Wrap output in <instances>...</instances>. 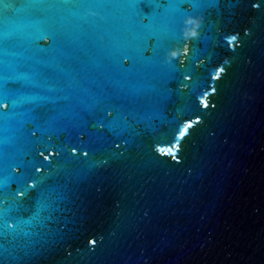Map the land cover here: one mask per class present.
Listing matches in <instances>:
<instances>
[{
  "label": "water",
  "instance_id": "95a60500",
  "mask_svg": "<svg viewBox=\"0 0 264 264\" xmlns=\"http://www.w3.org/2000/svg\"><path fill=\"white\" fill-rule=\"evenodd\" d=\"M0 264H264V0H0Z\"/></svg>",
  "mask_w": 264,
  "mask_h": 264
}]
</instances>
